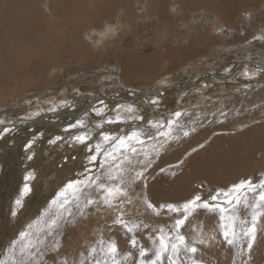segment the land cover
Instances as JSON below:
<instances>
[{
  "label": "bare ground",
  "instance_id": "1",
  "mask_svg": "<svg viewBox=\"0 0 264 264\" xmlns=\"http://www.w3.org/2000/svg\"><path fill=\"white\" fill-rule=\"evenodd\" d=\"M0 180V264H264V0H0Z\"/></svg>",
  "mask_w": 264,
  "mask_h": 264
},
{
  "label": "rangeland",
  "instance_id": "2",
  "mask_svg": "<svg viewBox=\"0 0 264 264\" xmlns=\"http://www.w3.org/2000/svg\"><path fill=\"white\" fill-rule=\"evenodd\" d=\"M155 40H156V41H154L155 43H153V44H155V46H156V45H158V41H159V39L156 38ZM173 44L176 45L177 43H173ZM52 135H54V134H53V133L50 134V135H49L50 137L47 135V136L49 137V138H48L49 140H47L45 143H47L48 141H52V139L55 138V137L53 138ZM42 136H43V135H42ZM42 136H41V137H42ZM60 136L62 137V135H60ZM60 136H59V138L57 137V139L60 141V142H59V143H60L59 146L62 147L64 142H62ZM43 137H45V136H43ZM50 139H51V140H50ZM38 141H39V142L41 141V142L39 143ZM41 143H42V144H41ZM31 144H32V146H33V145H34V146L36 145V147L38 146V144H40V145H39L40 148L43 146V142H42V140H38V138H37V139H34V141H33ZM61 144H62V145H61ZM29 145H30V144H29ZM32 146H31V148H32ZM36 150H37V148H36ZM27 152H29V150H27ZM33 153L35 154L36 152H33ZM32 155H33V154H32ZM32 155H31V153H29V161L31 160L32 162H34V163H32V162L30 161L31 163L28 164V165H29V166H28V168H29L28 170L31 171V174H32L33 171L35 172V170H31L32 167H33L32 165L36 164L35 162H38V159L33 158V157H35V156H32ZM34 159H35V160H34ZM33 160H34V161H33ZM31 164H32V165H31ZM34 166H35V165H34ZM13 169H14V167H13ZM32 175H33V174H32ZM34 175H35V174H34ZM34 175L32 176V179H31L30 181H31V182L33 181L34 184H35V181H34L35 176H34ZM1 183H3V182L0 180V195H2V192H1V186L3 187V185H1ZM261 184H263V181L261 182ZM260 187H263V185H262V186L259 185V187H258V185L255 184V189H256V188L259 189ZM68 189H69V188H68ZM68 189H67V190H68ZM55 191H56V190H55ZM63 191H64V189H63L62 191L60 190L59 192H56V195H55L56 197H53L52 199H54V202H55V200L59 198V199L63 202L64 205H68L65 201L68 200V199H70V200H69L70 203H69V205L67 206V208L70 210V207H73V206L76 205L75 202L77 201V199H76L75 201H73V200H74L73 198H69V197H67V196H68V195H67L68 192H67V191L63 192ZM256 191H257V190H256ZM58 194H59V195H58ZM80 196H81V195H80ZM60 197H61V198H60ZM74 197H75V194H74ZM55 198H56V199H55ZM50 199H51V198H49L46 202H43V204H41L42 206H40V205L38 206V207H40V209L38 208L40 211H39V210L37 211V216H36V217H38L40 214L42 215V211L44 210V207H45L46 205H50V204L53 203V200L50 201ZM20 203H21V201H20ZM20 203H19V204H20ZM44 203H46V205H45ZM44 205H45V206H44ZM52 205H53V204H52ZM43 206H44V207H43ZM41 208H42V209H41ZM58 208H59V206H58ZM65 208H66V207H65ZM65 208L58 209V210H53V211H52L53 213L56 212V213L58 214V215H57V219H59V217H60L61 220H60L59 222H62V217H63V218H64V217L69 218V216H65V215H66V212H67V211H65V210H66ZM60 212H62V213H60ZM41 215H40V216H41ZM34 217H35V215L32 216V217L30 216V218H28V220H30L29 222H31V223H29V224H28V220H27V219L23 220L24 223H25L26 225L28 224L27 226L24 224V226H26V227H24V226H20L21 228H19V229L16 228V231H18V232L21 231V233H22V232H25V230H27L28 233H27V232H25V234L23 233L25 239L23 238V235L20 234V233H18V234L15 236V237H20V236H19V234H20L22 239H21V238H16L18 241H17V240L14 241V247H13V250H12V255H13V256H12V259H13L14 257L17 258V255H18V253H19L18 250L21 249L20 252L23 254V253H25V251H27V250L30 251L31 248H32V246H33L34 244H38V243H40V242H39L40 239H38V235H37V234H38V232H39V235H40L41 231H43L44 226L42 227V224H44L43 221H45L46 216L43 217L44 220L42 219V222H43V223L41 224L39 230H38V227H37L38 224H36L37 226H36V225L33 226L34 223H36V221H38V218L36 219V218H34ZM33 218H34V219H33ZM26 220H27V221H26ZM34 220H35V221H34ZM23 221H22V222H23ZM25 221H26V222H25ZM33 221H34V222H33ZM55 222H56V221H55ZM37 223H38V222H37ZM22 225H23V224H22ZM29 226H32L33 228L36 227V228L34 229V230H36V231L33 232V228H32V227H29ZM23 227H24V228H23ZM28 228H29V229H28ZM31 228H32V229H31ZM17 229H18V230H17ZM21 229H22V230H21ZM23 229H24V231H23ZM19 230H20V231H19ZM30 230H31L33 233H32ZM37 231H38V232H37ZM29 232H31V234H30ZM26 233H27V236H28V237L25 236ZM84 233H85V232H84ZM35 234H36V235H35ZM31 236H33V237L31 238ZM35 236H36V238H35ZM29 238H30L31 241L28 240ZM20 239H21V241H20ZM16 241H17V242H16ZM22 241L25 243V245H26V247H27L26 250L24 249V248H25V247H24L25 245L23 244ZM28 241H29V242H28ZM37 241H38V243H37ZM20 242H21V243H20ZM30 242H33V244L30 243ZM15 243H16V244H19V245L22 244V245H20V246L18 245V246H17ZM27 244H28V245H27ZM29 244H30V245H29ZM23 245H24V246H23ZM22 246H23V247H22ZM40 246L43 248L45 245H43V246L40 245ZM15 247H16V248L18 247V248H17L18 250H17ZM7 249H8V248H7ZM15 249H16V251H15ZM22 250H23V251H22ZM6 251H7V250H6ZM6 251H5V252H6ZM13 251H14L16 254H15ZM28 251H27V252H28ZM2 252H4V250H3ZM5 252H4V254H3V253L1 254V256H2V255H3V256L0 257V260H5V263H7L8 260H6V259H7V256L9 255L8 253H10V250H9V252H6V253H5ZM13 253L15 254V256H14ZM8 257H9V256H8ZM1 258H3V259H1ZM16 258L13 259L14 262L16 261ZM12 259H11V260H12ZM9 262H10V261H9ZM14 262L12 261L11 263H14ZM0 263H3V261H0Z\"/></svg>",
  "mask_w": 264,
  "mask_h": 264
}]
</instances>
